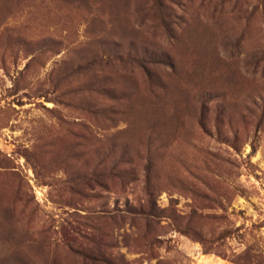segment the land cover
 I'll use <instances>...</instances> for the list:
<instances>
[{
	"label": "rangeland",
	"instance_id": "obj_1",
	"mask_svg": "<svg viewBox=\"0 0 264 264\" xmlns=\"http://www.w3.org/2000/svg\"><path fill=\"white\" fill-rule=\"evenodd\" d=\"M0 264H264V0H0Z\"/></svg>",
	"mask_w": 264,
	"mask_h": 264
}]
</instances>
